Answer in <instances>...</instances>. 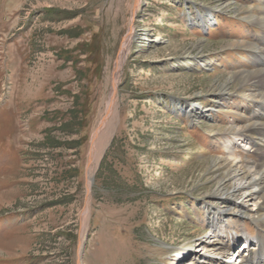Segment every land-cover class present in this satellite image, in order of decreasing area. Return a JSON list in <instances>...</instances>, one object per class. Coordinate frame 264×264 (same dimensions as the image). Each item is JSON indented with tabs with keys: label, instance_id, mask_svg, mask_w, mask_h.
Segmentation results:
<instances>
[{
	"label": "rangeland",
	"instance_id": "rangeland-1",
	"mask_svg": "<svg viewBox=\"0 0 264 264\" xmlns=\"http://www.w3.org/2000/svg\"><path fill=\"white\" fill-rule=\"evenodd\" d=\"M138 1L0 0V264H173L212 231L214 159L264 117V0Z\"/></svg>",
	"mask_w": 264,
	"mask_h": 264
},
{
	"label": "bare ground",
	"instance_id": "bare-ground-1",
	"mask_svg": "<svg viewBox=\"0 0 264 264\" xmlns=\"http://www.w3.org/2000/svg\"><path fill=\"white\" fill-rule=\"evenodd\" d=\"M138 2L137 0V4ZM139 34L144 36V38L141 37L144 40L151 41L150 33L147 31L138 33L136 28L133 29L121 50L114 76H116L120 66L123 64L126 46L131 43L134 37H139ZM239 78L237 75H231L227 79V83ZM248 79L240 81L245 83ZM115 82H113V90L116 86ZM254 97L256 96L254 95ZM113 99V94L111 93L108 100L107 114L93 138L88 170L90 180L92 178V165L97 163L102 146L110 133L107 130L100 135L103 126L105 127L106 123H108L110 110L114 105ZM256 99L254 100L258 101ZM194 105L191 110L194 119L205 116L209 111L208 109H203L202 106ZM251 108L250 114H252V117L248 118L243 124H240L243 121L238 120L239 124L234 127V140H225L224 145L229 156L227 160H224L225 157L224 159H214V164L219 163L222 171L219 173L217 187L209 194H205L202 203L207 210L209 226L212 231L203 239L196 241L194 253L187 255L188 252L186 250L179 251L186 255L183 256L184 259H179L177 263L175 262L176 264H264V230L260 228L264 227V162L259 163L260 161H258L257 163V159L253 160L251 157L247 160H242L240 157L238 158L236 153L239 148L245 151L248 148L251 149L253 144H257L260 146L256 151L257 155L259 154L264 158L263 113L259 112L255 105H252ZM248 213L251 214L260 229L256 236H249L244 232L238 233L237 229L230 228L229 223H227L228 221L234 222L236 219L233 220V217L246 218ZM242 236L248 239L245 249L236 247L238 238Z\"/></svg>",
	"mask_w": 264,
	"mask_h": 264
},
{
	"label": "trees",
	"instance_id": "trees-1",
	"mask_svg": "<svg viewBox=\"0 0 264 264\" xmlns=\"http://www.w3.org/2000/svg\"><path fill=\"white\" fill-rule=\"evenodd\" d=\"M115 141V140H114ZM114 141H113V144H114Z\"/></svg>",
	"mask_w": 264,
	"mask_h": 264
}]
</instances>
